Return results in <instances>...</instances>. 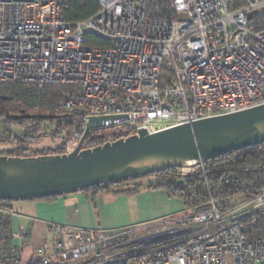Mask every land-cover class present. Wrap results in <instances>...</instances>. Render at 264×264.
<instances>
[{"label":"built area","instance_id":"built-area-1","mask_svg":"<svg viewBox=\"0 0 264 264\" xmlns=\"http://www.w3.org/2000/svg\"><path fill=\"white\" fill-rule=\"evenodd\" d=\"M67 1L0 0V85L62 90L58 109L73 113L65 153L91 117L104 118L95 128L128 125L130 136L264 105V0H97L76 23L62 15ZM87 34L106 44L87 45ZM208 204L154 248L153 237L131 238L138 228L51 223L31 261L30 232L0 211V264H264V238L245 232L264 214V188Z\"/></svg>","mask_w":264,"mask_h":264},{"label":"water","instance_id":"water-1","mask_svg":"<svg viewBox=\"0 0 264 264\" xmlns=\"http://www.w3.org/2000/svg\"><path fill=\"white\" fill-rule=\"evenodd\" d=\"M101 120L104 118H88L85 132L71 152L29 157L0 155V201H31L93 187L107 188L167 169L199 165L264 143V105L152 134L140 130L84 148L86 134Z\"/></svg>","mask_w":264,"mask_h":264},{"label":"trees","instance_id":"trees-1","mask_svg":"<svg viewBox=\"0 0 264 264\" xmlns=\"http://www.w3.org/2000/svg\"><path fill=\"white\" fill-rule=\"evenodd\" d=\"M98 8L97 0H68L62 15L67 22L76 23L94 15ZM84 40L87 45L106 44L105 40L92 34L85 35ZM61 101L62 90L54 85L45 86L41 90L18 83L0 85V143L11 146L0 151V155L29 157L64 154L71 138L73 113L60 111L58 106ZM15 116L21 117L14 119ZM15 127L22 128V132L14 135L12 130ZM130 133L128 125L93 128L86 134L83 147L93 148L127 137ZM41 138L50 139L54 145L34 147ZM148 176L157 180L149 188L163 189L168 197L181 201L188 215L205 212L209 209L210 196L213 201L220 202L235 194H243L250 199L261 192L264 188V144L207 160L186 177L179 173V168ZM140 179L112 184L107 188L93 187V190L133 193L140 189L141 186L135 183ZM245 232L252 240L264 238V214L258 217L253 228Z\"/></svg>","mask_w":264,"mask_h":264},{"label":"crops","instance_id":"crops-1","mask_svg":"<svg viewBox=\"0 0 264 264\" xmlns=\"http://www.w3.org/2000/svg\"><path fill=\"white\" fill-rule=\"evenodd\" d=\"M137 180L141 187L133 193L99 191L89 188L71 194L31 201L0 203L14 231L26 229L30 239L22 250V258L31 261L35 249L52 234L47 225L56 223L87 230L119 228H148L172 222L175 212L184 210L177 199L167 196L160 188H149L157 183L154 177ZM15 245L18 241H13Z\"/></svg>","mask_w":264,"mask_h":264},{"label":"rangeland","instance_id":"rangeland-1","mask_svg":"<svg viewBox=\"0 0 264 264\" xmlns=\"http://www.w3.org/2000/svg\"><path fill=\"white\" fill-rule=\"evenodd\" d=\"M12 131L14 135L19 134L22 132V128L15 127ZM41 139L42 140L38 142V145L34 147L43 148V147H51L54 145V143L51 142L50 139H44V138H41ZM9 148H11L10 145L0 143V151L9 149ZM199 166H202V164H199ZM197 167L198 165H195V166L186 165V166H183V170L179 168V173L181 174V171H182L186 174H191ZM148 178H150V176L142 177L141 179H145V182H146L147 180H149ZM173 215H174L173 217H177V218H175V220H173L172 222H168L163 225H155V226H150L148 228L135 230L134 233L131 235V238L144 239L146 237H149V238L153 237L152 238L153 243H151L150 248L157 247L158 245H161L162 243L164 244V243L171 242L173 240L172 238L176 234L182 233L183 227L181 224L177 223L179 218L188 216L187 212H185L184 210L181 212H175V214Z\"/></svg>","mask_w":264,"mask_h":264},{"label":"bare ground","instance_id":"bare-ground-1","mask_svg":"<svg viewBox=\"0 0 264 264\" xmlns=\"http://www.w3.org/2000/svg\"><path fill=\"white\" fill-rule=\"evenodd\" d=\"M191 164H192V163H189V165H191ZM135 166L140 167L141 165L137 164V165H135Z\"/></svg>","mask_w":264,"mask_h":264}]
</instances>
